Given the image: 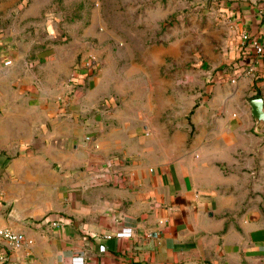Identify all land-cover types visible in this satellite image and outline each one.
<instances>
[{
	"label": "rangeland",
	"instance_id": "obj_1",
	"mask_svg": "<svg viewBox=\"0 0 264 264\" xmlns=\"http://www.w3.org/2000/svg\"><path fill=\"white\" fill-rule=\"evenodd\" d=\"M258 4L259 0H0V115L3 106L24 101L18 94L22 89L31 94L36 90L42 103L46 99L62 105L57 96L73 76L87 75L83 60L94 57L96 65L88 71L101 75L103 96L91 115H101L106 125L120 131L138 130L142 135L150 129L151 137L145 140L151 157L161 145L169 152L196 145L208 159L229 162L218 164L221 183L231 185L221 192L232 199L224 207L237 208L239 216L264 228V127L254 131L248 105L251 99H264V67L259 69L261 62L253 65L251 55L242 54L238 30L240 13L252 14ZM236 68L252 69L240 86L230 82ZM181 124L188 139L175 133ZM8 131L12 139V124ZM28 132L26 127L25 136ZM43 134L37 121V157L42 156L38 150ZM231 138L233 142H227ZM4 155L3 168L15 162L22 168L27 151L16 148ZM52 166V173L38 174L37 188L48 180L53 186L59 183L57 164ZM58 189L36 194L48 202ZM230 264H264V255Z\"/></svg>",
	"mask_w": 264,
	"mask_h": 264
},
{
	"label": "crops",
	"instance_id": "obj_2",
	"mask_svg": "<svg viewBox=\"0 0 264 264\" xmlns=\"http://www.w3.org/2000/svg\"><path fill=\"white\" fill-rule=\"evenodd\" d=\"M238 30L264 43V0L252 14L240 13ZM92 74L80 75L73 90L68 85L61 90L62 105L42 103L36 90L22 89L24 101L3 106L0 229L24 233L33 244L17 249L0 240V264H230L264 255V228L239 216L237 208L224 207L232 199L221 192L231 185L221 183L218 164L230 163L208 159L196 145L183 152L161 145L151 157L145 140L150 129L142 135L120 131L91 115L103 96L101 75ZM37 121L45 130L40 157L33 149ZM177 128L176 134L189 138L184 124ZM16 148L27 151L24 167L15 162L3 168L4 154ZM53 163L59 183L48 180L37 188L38 174L52 173ZM107 165L113 168L104 172ZM54 187L59 194L48 202L36 194Z\"/></svg>",
	"mask_w": 264,
	"mask_h": 264
},
{
	"label": "built area",
	"instance_id": "obj_3",
	"mask_svg": "<svg viewBox=\"0 0 264 264\" xmlns=\"http://www.w3.org/2000/svg\"><path fill=\"white\" fill-rule=\"evenodd\" d=\"M239 49L241 50L242 54L246 56V58L248 57L247 55H251L249 59H252L253 65H259L264 58V43L260 39L251 36L249 33H243L240 37ZM96 62V58L87 57L83 60L81 68L87 71V74L93 73L88 70H92L95 67ZM6 64L10 66L12 64V61H7ZM251 71L252 69L250 71L243 72L239 68H236L234 75L230 78V82L232 84L238 85L242 80L246 79L249 76ZM80 75L81 74H76L72 77V79H69L68 86H70L71 90L81 84L82 79ZM86 141H90V138H87ZM112 168L113 167H111V165H107L105 168H103V170L104 172H106L107 170L111 171ZM58 224H60V222L58 221L52 223V225L54 226H57ZM105 238L111 239L110 236ZM0 240L9 243L11 246L17 249H20L26 245L30 246L33 244V240L29 239L24 233L14 231L10 228L0 229Z\"/></svg>",
	"mask_w": 264,
	"mask_h": 264
},
{
	"label": "water",
	"instance_id": "obj_4",
	"mask_svg": "<svg viewBox=\"0 0 264 264\" xmlns=\"http://www.w3.org/2000/svg\"><path fill=\"white\" fill-rule=\"evenodd\" d=\"M248 105L251 107V114L255 121L254 131L258 133L264 127V99H251L248 101Z\"/></svg>",
	"mask_w": 264,
	"mask_h": 264
}]
</instances>
